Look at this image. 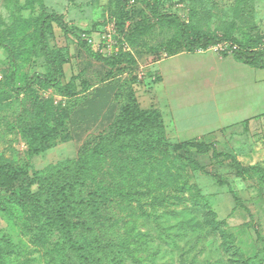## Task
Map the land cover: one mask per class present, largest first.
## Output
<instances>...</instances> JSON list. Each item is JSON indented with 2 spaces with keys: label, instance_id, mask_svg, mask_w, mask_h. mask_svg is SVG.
I'll return each instance as SVG.
<instances>
[{
  "label": "rangeland",
  "instance_id": "374dc122",
  "mask_svg": "<svg viewBox=\"0 0 264 264\" xmlns=\"http://www.w3.org/2000/svg\"><path fill=\"white\" fill-rule=\"evenodd\" d=\"M122 2L0 0V162L26 170L10 188L2 189L1 199L14 189L36 192L56 168L77 160L82 148L96 143L101 135H123L121 113L130 102L158 109L143 82L156 78L149 65L171 49L185 48L183 29L159 20L140 1H130L117 13ZM147 2L161 12L176 14L188 34L201 32L264 48V0ZM49 12L62 14L78 36L105 58L121 52L123 60L93 57L80 46L78 37L54 23L48 40L65 58L60 83L37 82L17 91L35 74L47 71L39 28ZM5 44L15 52V68ZM142 72L146 76L140 79ZM62 113L66 117L55 143L30 154L22 130L36 122L46 130L58 124ZM163 123V135L155 132L160 149L145 153L127 149L118 158L108 157L95 180L67 185L77 200L102 190L99 182L115 184L122 177L140 191L138 199L111 197L101 204L97 233L104 241L120 244V252L103 250L83 230L75 234L76 240L104 264H264V121L255 120L244 130L231 127L221 140L214 135L196 140L210 144L208 150L188 147L182 151L172 149L180 141L164 118ZM213 148L231 154L245 167L259 166L262 172L239 176L232 159L212 157ZM182 156L199 161L205 171L193 169ZM83 208L85 214L90 210L87 205ZM70 217L86 215L71 212ZM0 230L20 247L8 256L9 264H59V231L33 208L6 201L0 206ZM224 230L232 234L228 241L221 233Z\"/></svg>",
  "mask_w": 264,
  "mask_h": 264
},
{
  "label": "trees",
  "instance_id": "16d2710c",
  "mask_svg": "<svg viewBox=\"0 0 264 264\" xmlns=\"http://www.w3.org/2000/svg\"><path fill=\"white\" fill-rule=\"evenodd\" d=\"M132 0H123L117 13H120L126 5ZM143 2L147 8H150L152 14L159 20L167 21L182 27V36L185 41V48L182 50L197 51L201 48L207 49L213 44L220 41H231L238 45V49L233 55L250 65L264 67V48L253 49L248 45L238 43L231 38H219L209 36L201 32H186V24L174 13H165L158 10V6L152 7L147 0H134ZM121 19V18H120ZM56 23L66 34H73L78 37L80 46L90 55L98 59H113L117 62L123 60V54H112L105 58L97 52L87 41L78 36L76 30L66 21L64 16L57 12H49L43 15L39 28V38L42 53L45 57L47 71L45 73L35 74L29 82L18 88L17 91H25L32 83H43L44 85L57 86L63 77V64L65 58L56 52L49 44L48 29ZM118 25L122 26L118 21ZM1 43V42H0ZM3 45V44H0ZM10 55L14 68L16 67V58L13 48L9 44L4 45ZM178 48L171 49L169 55L182 51ZM227 55V54H224ZM119 56V57H118ZM136 103V102H135ZM130 102L125 106L121 113V122L125 129L123 135H106L100 136L94 144H86L75 161H70L67 165L56 168L48 178L40 184L36 192L25 188L22 191L16 189L4 198H0V206L6 201L15 202L21 206L33 208L38 217L44 219L49 225L54 226L59 231L61 237V254L59 264H104L101 258L92 250L86 251L84 246L76 240L75 234L79 230L86 231L92 235L94 241L105 251L120 252L121 245L112 241H104L97 233L99 225V215L101 213V204L111 197H119L125 201L138 199L139 190H135L134 184L125 183V178L119 179L115 184L99 182V188L89 194L87 200H77L75 195L67 190V185L72 182H81L95 180L96 173L101 164L110 158H118L121 153L127 149H135L138 153H145L150 150H158L162 147L160 138H155V132L160 136L164 133V123L161 113L158 109H143L139 105ZM66 113V112H65ZM65 113H62L58 124L43 130L40 122L33 123V126L26 127L22 130L23 136L28 142L29 153L38 154L46 148L52 146L59 137V131L63 124ZM67 115V114H66ZM59 126H61L59 128ZM160 130V131H159ZM163 138V137H162ZM161 138V139H162ZM166 145H168L165 142ZM207 143L197 142L196 140H185L174 143L171 147L175 151H182L188 147L206 148ZM150 148V149H149ZM208 150V149H207ZM227 157L234 161L237 166V174L242 176L251 171L262 172L259 166H243L235 157L226 152H219L216 148L212 150V157ZM193 169L205 171V167L199 161L190 156H182ZM136 161V159L134 160ZM26 170L22 167H13L0 162V196L2 189H8L17 181ZM135 174V173H134ZM136 175V174H135ZM137 176V175H136ZM126 186H129L127 188ZM104 190V191H103ZM89 206L90 210L85 214L83 206ZM74 212L79 215H86L84 219L70 217ZM219 224H216L217 229ZM224 237L230 239L232 234L225 230L221 232ZM233 238V237H232ZM20 249L19 245L13 240L12 236L0 230V264H9L7 258L14 251ZM73 254V255H72Z\"/></svg>",
  "mask_w": 264,
  "mask_h": 264
},
{
  "label": "crops",
  "instance_id": "0c3cea01",
  "mask_svg": "<svg viewBox=\"0 0 264 264\" xmlns=\"http://www.w3.org/2000/svg\"><path fill=\"white\" fill-rule=\"evenodd\" d=\"M148 68L157 78L143 82L144 90L152 92L176 141L221 140L231 127L264 121V67L233 54L182 50Z\"/></svg>",
  "mask_w": 264,
  "mask_h": 264
},
{
  "label": "built area",
  "instance_id": "2783aa9c",
  "mask_svg": "<svg viewBox=\"0 0 264 264\" xmlns=\"http://www.w3.org/2000/svg\"><path fill=\"white\" fill-rule=\"evenodd\" d=\"M237 49H238V45L237 44H235V43H233L231 41L225 40V41H220V42H218L216 44H213L210 47H208L207 49L201 48L198 51L203 52V51L210 50V51H214V52H217V53H220V54H223V55L224 54L228 55V54H233L234 51L237 50ZM142 73L143 74H141V73L139 74L140 79L145 78V76H146L145 72H142ZM156 78H157V76H156ZM156 78L154 77L153 80H155Z\"/></svg>",
  "mask_w": 264,
  "mask_h": 264
}]
</instances>
